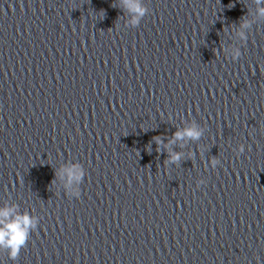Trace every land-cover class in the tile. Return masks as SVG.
<instances>
[{
    "label": "water",
    "instance_id": "95a60500",
    "mask_svg": "<svg viewBox=\"0 0 264 264\" xmlns=\"http://www.w3.org/2000/svg\"><path fill=\"white\" fill-rule=\"evenodd\" d=\"M127 2L0 0V264H264V0Z\"/></svg>",
    "mask_w": 264,
    "mask_h": 264
},
{
    "label": "clouds",
    "instance_id": "9594fccd",
    "mask_svg": "<svg viewBox=\"0 0 264 264\" xmlns=\"http://www.w3.org/2000/svg\"><path fill=\"white\" fill-rule=\"evenodd\" d=\"M127 7L133 10L136 15L130 21V23L135 26L140 22L141 17L148 12V8L140 2V0H128ZM260 14L264 15V8H261ZM243 35V34H241ZM233 58L240 56L239 49H234L232 52ZM189 136L192 138H198L200 131L195 126L190 127L184 131H177L175 136L177 139L183 136ZM243 151V147L240 149ZM170 159L177 161L180 159V153H172ZM216 161H212L214 165ZM67 172V183L70 185L73 180L79 182L86 175V169L81 164H73L66 168ZM199 183H204L203 180L198 181ZM74 194L77 198L80 196V190L74 189ZM12 209L8 207L0 208V249H7L10 258L15 259L21 248L26 244L30 232L35 229L38 225V217L33 216L31 213H17L14 218H12Z\"/></svg>",
    "mask_w": 264,
    "mask_h": 264
}]
</instances>
